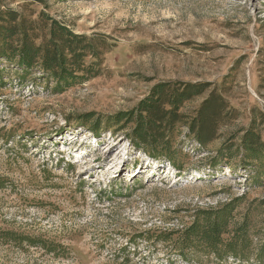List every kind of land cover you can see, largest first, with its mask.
Instances as JSON below:
<instances>
[{
    "label": "rangeland",
    "instance_id": "1",
    "mask_svg": "<svg viewBox=\"0 0 264 264\" xmlns=\"http://www.w3.org/2000/svg\"><path fill=\"white\" fill-rule=\"evenodd\" d=\"M238 197L236 258L142 235ZM0 264H264V0H0Z\"/></svg>",
    "mask_w": 264,
    "mask_h": 264
},
{
    "label": "trees",
    "instance_id": "2",
    "mask_svg": "<svg viewBox=\"0 0 264 264\" xmlns=\"http://www.w3.org/2000/svg\"><path fill=\"white\" fill-rule=\"evenodd\" d=\"M33 49L30 50L28 47L22 48L19 59L20 66L30 67L34 58L37 56L36 53L33 56L32 51H35V49ZM39 50L40 49H38V51ZM54 55L55 57L51 60L49 59V55L43 57V63L46 66V69L51 71L54 76L57 74L56 68H58V70L60 69L62 76L61 79H59L66 81L70 75L65 76L63 70L68 57L63 53ZM54 64H56V67ZM156 89L159 88L157 87ZM146 104L147 102H141L140 110L149 112L150 107ZM130 114L131 113L119 114L117 117L113 118V121L116 125L125 120L129 124L133 120L130 117ZM93 130L94 132L99 133L98 128H94ZM128 138L137 148H142L143 144L146 143L147 133L141 125H138L134 130V133L128 136ZM148 152L153 155V157H160L158 153H155L154 149H149ZM161 156L172 161L174 166L178 170H181L180 165L177 163L176 156L173 155L168 148L165 149ZM240 199L241 197H238L231 203L219 208L198 209L192 217V223L183 230L163 231L160 227L154 226L151 229L144 231V234L142 233V235L146 240L151 242H167L176 235V244L180 252L185 249L196 251L202 248L211 251L218 258H236L240 254L238 251L239 246L246 245L248 242L245 239V234H247L251 222L248 217H244L241 221H238L234 215V204ZM165 235L167 236L163 238L162 236Z\"/></svg>",
    "mask_w": 264,
    "mask_h": 264
}]
</instances>
